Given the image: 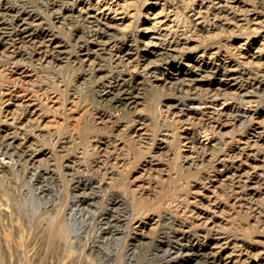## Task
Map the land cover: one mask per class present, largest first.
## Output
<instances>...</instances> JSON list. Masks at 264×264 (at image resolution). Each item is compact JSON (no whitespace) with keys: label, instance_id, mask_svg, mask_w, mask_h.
I'll list each match as a JSON object with an SVG mask.
<instances>
[{"label":"bare ground","instance_id":"obj_1","mask_svg":"<svg viewBox=\"0 0 264 264\" xmlns=\"http://www.w3.org/2000/svg\"><path fill=\"white\" fill-rule=\"evenodd\" d=\"M134 4V0H0V146L4 154L0 172L11 178L13 170L21 169L24 174H34L40 183L58 181L60 159L69 174H78L71 189L79 193L83 203L92 205L99 193L93 187L110 183L120 169L117 166L124 162L122 156L114 154L117 146L124 145L121 136V140L110 139L100 130L115 120L117 129L126 128L128 135L145 143L149 123L139 105L144 104L148 81L151 77L167 83L170 80L190 101L188 105L179 100L186 114L199 121L198 135L213 136L204 125H224L219 119L234 124L249 122L251 132L245 137L226 133L219 143L208 144L209 149L199 156L192 151L195 136H174L171 130L161 133L159 151L180 159L187 174L200 168L204 175L184 195H174L161 203L162 212L156 216L162 229L167 224L169 228L161 230L156 242L150 243L153 254L166 259L165 264L191 260L192 264H254L257 254L252 257L244 251L243 236L228 228L220 195L229 192L241 196L245 209L251 204L245 198L257 200L264 196V149L259 143L264 141V124L255 119L262 109L260 104L252 110L242 106L255 101L243 97L264 91V0H141L139 12ZM42 8L51 10L49 20ZM55 20L72 30L74 38L77 36L74 40L79 43L78 53L74 56L53 32ZM104 54L117 70L106 68L101 75L105 69L98 61L105 59ZM27 59L34 66L22 63ZM62 66H72V73L78 70L86 80H92L94 94L90 102L99 109L96 128L100 133H87L88 124L78 127L80 124L75 123L85 115L89 104L80 97L77 86L63 84ZM78 75L76 78H81ZM199 89L203 92L197 97L194 94ZM228 99L242 104L228 111ZM116 112L129 116L127 121L114 118ZM173 142L176 146L171 147ZM92 151L93 171L88 169L91 162L84 160V154ZM142 168L127 190L139 198L127 196L122 188L113 191L110 207L101 217L105 231L114 235L123 230L117 222H124L132 212L130 228L135 235L129 253L147 244L145 238L157 221L149 218L152 207L149 210L142 206L141 195L150 193L146 178H139L144 177L141 171H146ZM150 169L164 179L173 175L160 164ZM17 209L22 212L23 208ZM192 209L196 210L195 221L189 223ZM53 217L45 226V244L49 247L56 238L65 239L60 219ZM144 219L151 221L145 224ZM181 239L186 243H180ZM159 242L167 247L162 248ZM184 249L191 252L184 253ZM36 254L31 253V264H42ZM258 264H264V252Z\"/></svg>","mask_w":264,"mask_h":264},{"label":"rangeland","instance_id":"obj_2","mask_svg":"<svg viewBox=\"0 0 264 264\" xmlns=\"http://www.w3.org/2000/svg\"><path fill=\"white\" fill-rule=\"evenodd\" d=\"M140 1L141 0H134V6L138 10V12L142 11L139 5ZM57 8V6L53 7V9L56 10ZM42 9V12L44 13L43 16L47 17L49 20V17H51V10L47 12L48 9ZM54 23L56 27L54 28L53 32L58 37V40L69 47L67 51L71 56L77 54V46L79 43L74 40L77 36H75L74 38L72 30H68L60 22H57L55 20ZM104 55L105 56L103 57H105V59H99L98 61V63H103V67L105 69L100 72L101 75L106 73V68L108 71L114 70L115 68L117 70V66L115 67V63L112 60L107 59V54ZM81 56L83 58L85 57L84 55ZM22 63L30 68L34 66V63L31 59L24 60L22 61ZM72 68V66L60 67L62 76L61 80L66 86H77L80 97L89 104L85 115H82L81 118L79 117V120L81 119L80 122L79 120H77V122L75 121V123L80 124L78 125V127L82 126L83 124H88L87 131L89 130V132L87 133H100L99 129L96 128V117L98 116L99 109L94 105V103L90 102L91 97L94 94L93 82L90 79L86 80V76H84L78 70H76L77 72L72 73ZM77 75L78 77L81 76V78H76ZM157 76L158 78H162L160 74H157ZM82 77H85V79H83ZM165 81L166 80L163 79L153 80L151 77V81H148V87L146 86L147 88L146 94L144 95V104L139 105V107H141V109L145 112L148 118L147 122L149 123V136L148 139L145 140V143L141 142L140 140H136L135 136L133 135V137L131 135H128L129 133L127 134L126 128H123L122 131L121 129H117L115 120H113L114 122L112 121L108 123L107 127H105L103 130H100L103 134L111 137L110 139H113L114 137L119 138L121 136L120 138L124 143V147L117 146L114 154H116L117 152L118 155L122 156L125 163L123 162L122 165L117 166V170L120 168L118 173L116 174L118 176L114 175L115 178H113L114 176H112V179H110V183L106 184L104 182H101L98 187H93V190L95 189L94 191L99 193L97 194L94 201H92V205L85 202L83 203L81 199L82 197L79 195V193L71 189L72 181L78 177V174L74 173L73 175L72 172H70L69 174V171H66L61 165L60 159H57L58 168L60 170L59 173L61 176L60 180L58 181L48 180L45 182L42 181V183H40L34 177V174H24L21 169L13 170L15 172V177L12 176L11 178H9V175H5L0 172V207H3V210H0V264H31L30 255L32 252L37 253L36 259L37 261L41 260L42 264H165L164 261L166 259L163 260L162 257L160 258L159 256L154 255V252L152 250L153 246L151 247L150 244L151 242H156L155 239L156 237L158 238L161 230L166 232L169 228L168 224L166 223L168 227L165 226V229H162L160 218H157L156 216L162 212L161 203L166 201V199L169 197H175L174 195H184L188 188H191V184H193L195 180H200L204 174H202V169L200 168L192 170L190 174H187L184 165H181L182 162L180 161V159L174 160L170 158V156L165 151H159L157 149V143L160 137H162L161 133H163L165 130H171L174 131V136H195V140L192 143V151L195 155L199 156L203 151L209 149L208 144H211L213 142L219 143V140L227 134H236L238 135V137H245L248 135V132L250 131L249 128L251 127V123L249 122L242 124L236 122L234 124L219 119V121L224 125L218 126V123H216L215 125L214 123H212V125L211 123L204 125L207 130L209 129L210 131H213V136H211V134H209L208 136L198 135L196 130L198 129V126H200L199 121L197 123L196 119L191 118L189 115H187L186 111L183 110V104H181V102H184L188 105H191L190 101L182 97L184 93L178 92L174 87L175 85L170 80H168V83ZM195 91L194 95L197 97H199L198 94H201L203 92H201L200 89L199 91ZM257 94L260 95L243 97L242 100H255L249 103H245L246 105L239 102L236 103L233 99H228V111L233 109L234 106L238 104H242V106H245L247 110H252L254 109V107H256V105L260 104L262 111H259V114L255 119H258L257 121L260 122V124H264V91H260ZM179 100L181 102H179ZM220 101H222V99H220ZM172 104H174V106L176 107H172ZM246 113L251 114V111H248ZM119 114L120 113L116 112V116H114V118L117 117L122 119L123 123L126 122L129 116L122 117V114L120 116ZM163 115H165V119L163 118ZM223 121L225 122L223 123ZM259 143H262L261 148L264 149V141H260ZM170 145L171 147L176 146L174 142ZM121 147L123 148L121 149ZM1 150L2 148L0 146V158L3 159L4 154H2L3 150ZM93 152L94 151L90 152V154L88 155L87 153L89 152L84 154V156L86 155L84 157V160L88 163L91 162L89 163V165H92L95 158V153ZM104 161H106V163L109 162L110 165H113L110 159L105 158ZM159 164L160 166L162 165L172 172L173 175L170 179H164L163 176H159L160 174L158 172L155 173V171H152V169H150L151 167L154 168L155 166L159 167ZM91 165L90 167L88 166V169L91 168L90 170L93 171L94 167H91ZM141 167H143L142 169L145 168L146 171H141V173L144 174V177L143 175H141L139 178L140 180L144 181L146 178V182H148L149 184V188L147 190L150 192V195H141L143 198L142 206L145 207V209L148 208L149 210L152 207L150 211L152 214H149V218H153V220L157 221H155V225H153L154 227L149 231L148 237L145 238L147 244L143 245L141 248L138 247L136 249L137 252L135 250L134 254V252L129 253L131 251V246H133L131 244L133 243L132 237L133 235H135L132 232V228H130L132 212H128V219L123 220L124 222H117L118 225H121L120 227L123 230H121V233H114V235L109 234L105 231V220L101 219L104 217L103 213L105 212L106 207H110L109 202L113 197V193L117 190H121V188L126 191L130 189L131 183H133L135 176H138V171L141 170ZM180 167L182 171H178V168L180 169ZM155 176L157 179L155 178ZM149 179L152 180V182L148 181ZM128 180L129 182H127ZM154 181L155 183H153ZM86 190L89 191V189ZM126 191L122 190V192ZM228 193L229 192H225L221 193L220 195V202L223 205L222 209H224L223 211L225 212L224 213L222 211V214L228 219L229 225H227L231 227V229L230 227H228L229 230L233 232L236 231L235 233L243 236L245 241L243 242L244 244L242 245V249L244 248V251L246 249V252L252 257L257 254L256 256H254V264H258L260 263V256L264 252V196L261 195L260 197L262 198L259 197L257 200L252 199L251 197V199L249 197L245 198L246 202L249 199L250 201L248 200V203H251L245 205L248 206L246 210L243 206V202L245 201L240 199L241 196L233 193ZM126 194L128 196L130 192L127 191ZM130 196H133V198H136V200L137 198H139V195H137V193H135V195L130 194ZM234 198H236V200ZM19 206L23 208L22 212L18 211L17 207ZM196 208L197 207H195L194 209ZM56 209L58 210V212L56 211ZM196 210L191 211L190 215L188 216L189 223L195 221L193 214ZM53 215L54 217L57 216L60 219L62 226L65 229V239L63 238V241L62 239L60 240V238H56L54 240V243L52 244L54 246L51 245V247H49L45 244V226L46 223H48V219H50V217H52ZM148 221L151 220L144 219L145 224H147L146 222ZM162 239L163 241L165 240L164 238ZM55 241H57L58 243L56 244V246ZM178 241L180 243L181 241L182 243H186L185 239H181ZM159 244L160 246H162V248L167 247L163 242H159ZM173 244L175 245L174 242ZM45 249L47 250V252L45 251ZM126 250H128V253H126ZM183 252L190 253L191 250L189 251V249H184ZM38 254L40 255V257ZM190 263L192 264L193 260L187 262L186 264Z\"/></svg>","mask_w":264,"mask_h":264}]
</instances>
